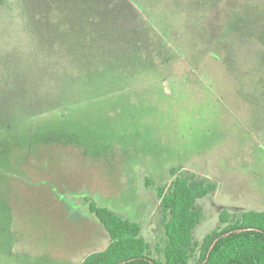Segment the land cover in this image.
<instances>
[{
  "label": "rangeland",
  "instance_id": "obj_1",
  "mask_svg": "<svg viewBox=\"0 0 264 264\" xmlns=\"http://www.w3.org/2000/svg\"><path fill=\"white\" fill-rule=\"evenodd\" d=\"M240 1L0 6V264H62L83 234L105 250L93 202L139 223L164 263L172 168L218 184L190 264L225 210L264 212V26L228 29ZM247 1L264 21V0Z\"/></svg>",
  "mask_w": 264,
  "mask_h": 264
},
{
  "label": "trees",
  "instance_id": "obj_2",
  "mask_svg": "<svg viewBox=\"0 0 264 264\" xmlns=\"http://www.w3.org/2000/svg\"><path fill=\"white\" fill-rule=\"evenodd\" d=\"M6 1L0 0V6ZM240 2L241 7L233 11L227 6L228 29L239 26L243 27V32L239 35H257L256 32L263 28L264 21L252 24L254 19L249 16L254 9L249 8L247 0ZM242 9L243 11H240ZM49 12L51 11L48 10ZM259 32L261 34L260 30ZM4 105L7 104H0V112ZM181 170L180 167L172 168L170 176L173 179L170 185L159 187L157 193L161 201L167 237L164 263L150 257V246L142 237V227L139 223L93 202L90 204V210L104 227L109 245L105 250L87 256L81 264H190L195 251L193 233L203 218L198 201L214 194L218 184L209 177ZM220 222L225 227L205 238L197 264H264L263 211L251 210L231 216L230 212L225 210L220 216Z\"/></svg>",
  "mask_w": 264,
  "mask_h": 264
},
{
  "label": "crops",
  "instance_id": "obj_3",
  "mask_svg": "<svg viewBox=\"0 0 264 264\" xmlns=\"http://www.w3.org/2000/svg\"><path fill=\"white\" fill-rule=\"evenodd\" d=\"M87 237H88L87 242H86L85 234H83L82 238L80 240H78L75 243H72L70 245V248H69V245H67L66 248L68 250L65 251L64 253H62V256L64 257L63 263L67 264L68 260L78 258L79 256L80 257L77 260L78 261L81 260L80 263H82L84 261V259L86 258L85 254H84L86 248L90 251V252H88L89 253L88 255L99 251V250H93L94 248H92V245L90 244V242L92 241V238L90 236H87ZM106 240H108V242H106V244H105L106 245L105 247L107 248L109 245V238L108 239L106 238ZM86 243H89V244H86Z\"/></svg>",
  "mask_w": 264,
  "mask_h": 264
}]
</instances>
